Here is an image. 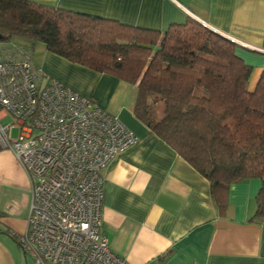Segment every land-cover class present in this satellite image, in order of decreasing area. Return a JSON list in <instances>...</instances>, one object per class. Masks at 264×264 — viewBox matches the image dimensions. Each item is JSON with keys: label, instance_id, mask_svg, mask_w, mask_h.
Listing matches in <instances>:
<instances>
[{"label": "crops", "instance_id": "1", "mask_svg": "<svg viewBox=\"0 0 264 264\" xmlns=\"http://www.w3.org/2000/svg\"><path fill=\"white\" fill-rule=\"evenodd\" d=\"M32 1L161 31L193 18L237 44L256 83L264 69V0ZM11 41L32 49L46 79L93 99L140 137L104 171L103 233L129 264H264V215L253 218L261 178L232 183L223 213L210 181L136 116L134 85L45 44L36 53L32 40ZM31 201L29 174L10 150L1 149L0 264H29L19 235L30 231Z\"/></svg>", "mask_w": 264, "mask_h": 264}, {"label": "trees", "instance_id": "2", "mask_svg": "<svg viewBox=\"0 0 264 264\" xmlns=\"http://www.w3.org/2000/svg\"><path fill=\"white\" fill-rule=\"evenodd\" d=\"M0 33L134 85L136 116L210 181L222 212L232 183L259 177L264 215V69L250 88L234 41L193 18L161 31L32 0H0Z\"/></svg>", "mask_w": 264, "mask_h": 264}, {"label": "built area", "instance_id": "3", "mask_svg": "<svg viewBox=\"0 0 264 264\" xmlns=\"http://www.w3.org/2000/svg\"><path fill=\"white\" fill-rule=\"evenodd\" d=\"M12 44L0 55V150L31 179L22 247L34 264H129L103 233L104 171L140 137L93 99L46 79L30 51Z\"/></svg>", "mask_w": 264, "mask_h": 264}, {"label": "rangeland", "instance_id": "4", "mask_svg": "<svg viewBox=\"0 0 264 264\" xmlns=\"http://www.w3.org/2000/svg\"><path fill=\"white\" fill-rule=\"evenodd\" d=\"M35 44H36V46H35L36 53L38 52L39 46H42V47L45 46L44 43L41 41H37V42H35ZM15 48L16 47H14L11 40H8V41L0 40V49L2 50L0 55H2V56L6 55L8 53V51L14 50ZM29 50L31 52L32 49H29ZM255 83H256L255 77H252L251 82H250V88H254ZM14 134L17 135V132H14ZM28 262H29V264H34V259L30 255H28Z\"/></svg>", "mask_w": 264, "mask_h": 264}, {"label": "water", "instance_id": "5", "mask_svg": "<svg viewBox=\"0 0 264 264\" xmlns=\"http://www.w3.org/2000/svg\"><path fill=\"white\" fill-rule=\"evenodd\" d=\"M219 33V32H218ZM220 34V33H219ZM222 35V34H221ZM224 36V35H223ZM226 37V36H225ZM3 35L0 33V40H2Z\"/></svg>", "mask_w": 264, "mask_h": 264}]
</instances>
